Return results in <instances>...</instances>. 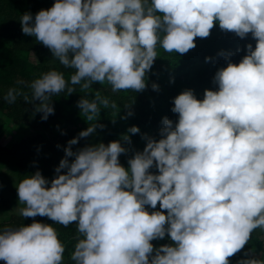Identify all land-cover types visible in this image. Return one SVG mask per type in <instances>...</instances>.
<instances>
[{
  "label": "clouds",
  "instance_id": "clouds-1",
  "mask_svg": "<svg viewBox=\"0 0 264 264\" xmlns=\"http://www.w3.org/2000/svg\"><path fill=\"white\" fill-rule=\"evenodd\" d=\"M20 22L25 34L76 69L70 81L51 69L31 82V97L24 98L40 101L35 110L42 119L55 111L52 95L73 92L70 84L81 80L85 88L108 81L114 91L143 90L158 43L185 53L217 22L256 38L238 63L225 57L213 76L218 87L205 88L203 98L192 88L172 98L178 118L162 117L159 139L144 133L146 144L128 167L119 157L138 125L107 144L72 148L96 130L97 120L67 141L53 178L37 168L17 185L22 216L76 222L82 236L75 264H232L253 230L264 227V0H55L24 12ZM21 93L9 88L5 98L14 102ZM97 101L109 103L81 96L78 105L94 114L101 110ZM166 234L170 242L154 246ZM64 252L54 224L33 220L0 229L6 264H61ZM235 264H264V255L245 249Z\"/></svg>",
  "mask_w": 264,
  "mask_h": 264
},
{
  "label": "trees",
  "instance_id": "trees-1",
  "mask_svg": "<svg viewBox=\"0 0 264 264\" xmlns=\"http://www.w3.org/2000/svg\"><path fill=\"white\" fill-rule=\"evenodd\" d=\"M54 2L55 0H0V136L8 127L7 121L15 125L24 124L33 130L30 135L6 143L0 142V165L15 168L18 184L37 168L46 177L53 178L55 167L65 155L67 141L97 120L96 130L86 137H80L72 148L76 150L85 144L101 141L107 144L111 140L120 139L130 126L138 125L140 132L128 133L131 142H124L129 151L121 153L119 157L120 162L128 167V158L136 150H143L146 144L144 133L159 139V129L163 126L162 117L167 115L174 121L178 118L179 114L171 110L173 97L186 88H192L197 98H203L205 88L218 87L213 82V76L218 68L226 66L228 61L225 57L230 53L229 58L238 63L247 52L246 45L251 42L255 47L256 43V38L251 33L241 38L231 30L222 29L217 22L208 36L195 37V47L185 53L168 52L158 43L157 57L151 68L146 70L147 87L143 90L114 91L108 81H94L85 88L84 80H81L77 84H70L73 89L71 93L67 89L54 93L51 99L55 111L47 119H42V113L35 110V104L40 101L24 98V93L31 97V82L51 69L62 71L66 80L70 81L76 69L63 65L52 54L51 49L37 40L35 35L25 34L20 18L26 11L35 14L42 8L51 7ZM206 56L212 59L206 60ZM153 82L159 84L158 89L152 88ZM9 88L22 90L14 102L5 98ZM81 96L89 100L97 96L107 97L109 103L105 105L97 101L100 112L88 113L81 111L78 105ZM128 104L130 106L126 107ZM129 108L131 115H127ZM99 124L104 126L100 127ZM150 170L158 171L156 168ZM15 198L19 199L18 194ZM6 202L4 205L8 206ZM146 207L150 211L155 210L150 206ZM156 208L159 209V203ZM33 220L54 224L65 245L61 264H75L72 252L82 236L75 221L65 226L46 215L24 217L21 214H11L8 219L0 221V229L22 223L30 224ZM169 242L168 234L152 241L156 247ZM245 249L258 256L264 255V227L253 230L244 249L229 258L232 264H235Z\"/></svg>",
  "mask_w": 264,
  "mask_h": 264
},
{
  "label": "rangeland",
  "instance_id": "rangeland-1",
  "mask_svg": "<svg viewBox=\"0 0 264 264\" xmlns=\"http://www.w3.org/2000/svg\"><path fill=\"white\" fill-rule=\"evenodd\" d=\"M36 60L34 56H31ZM8 127L4 134L0 136V142L6 143L21 136L30 135L33 130L24 124L15 125L7 121ZM17 173L15 168L6 165H0V221L6 220L11 214H21L20 209L24 207V202L15 198L17 192ZM8 206L4 205V202ZM0 261H4L0 259Z\"/></svg>",
  "mask_w": 264,
  "mask_h": 264
},
{
  "label": "crops",
  "instance_id": "crops-1",
  "mask_svg": "<svg viewBox=\"0 0 264 264\" xmlns=\"http://www.w3.org/2000/svg\"><path fill=\"white\" fill-rule=\"evenodd\" d=\"M0 264H6V262L5 261H2V262L0 261Z\"/></svg>",
  "mask_w": 264,
  "mask_h": 264
}]
</instances>
